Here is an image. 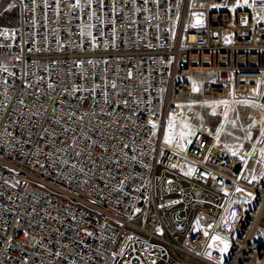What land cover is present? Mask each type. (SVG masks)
<instances>
[{
  "label": "built area",
  "instance_id": "2783aa9c",
  "mask_svg": "<svg viewBox=\"0 0 264 264\" xmlns=\"http://www.w3.org/2000/svg\"><path fill=\"white\" fill-rule=\"evenodd\" d=\"M9 1L0 264H264V169L245 181L202 127L186 151L166 142L194 74L209 95L264 104V0L234 14L224 0ZM186 160L191 175L176 166ZM241 186L250 203L222 253L217 228L197 218L216 217ZM151 200L159 223L147 229Z\"/></svg>",
  "mask_w": 264,
  "mask_h": 264
},
{
  "label": "rangeland",
  "instance_id": "374dc122",
  "mask_svg": "<svg viewBox=\"0 0 264 264\" xmlns=\"http://www.w3.org/2000/svg\"><path fill=\"white\" fill-rule=\"evenodd\" d=\"M249 0H224V5L226 9L234 11H241L247 9ZM6 12L9 14L6 15ZM17 9L12 7L9 0H0V24H13L16 21ZM196 75V74H194ZM205 81V74L203 75ZM201 88L199 94H194L191 97L178 102V108L182 110L184 123L180 129L177 136V131L179 130L180 123L178 122L175 127V143L176 146L181 151H186L188 144L190 142V136L195 131V129L202 127L211 132L213 140L216 144L220 146L221 149L228 153L240 152L247 153L243 154L248 160V170L245 169L243 178L245 181H249V176L254 169L257 175H260L264 169V104L261 103L257 98H244L235 97L230 93H225L222 95H209L205 92V87ZM253 100V101H252ZM238 161L242 164L244 162L237 154L234 155ZM192 163L188 160L176 162V166L182 172H187L191 175L190 169ZM245 163L243 164L244 167ZM240 169V166H239ZM159 174L163 173L162 169H158ZM181 185L187 187L189 184L187 182H181ZM178 185V184H177ZM247 188L239 187L238 194L234 192L229 194L227 201L225 202L222 211H220V220H217V213L215 211L216 217L209 219L210 217L206 214L200 213L197 220L201 222L200 218L205 219V222L209 225L215 226L217 228L216 235L214 237V244L217 247H222L227 243L232 233L230 232L229 225L226 224L223 227V223L226 220L229 222L231 218H234V214L229 211V207L234 203V200H239L243 202L242 205L245 206L244 201L241 197L246 194ZM237 192V191H236ZM242 194V195H240ZM211 196V193L206 195ZM232 202V203H231ZM229 206V207H228ZM208 205H205V209H208ZM178 209L175 208L173 211ZM192 209L183 211L182 214L191 215ZM224 212V213H223ZM211 220V221H210ZM234 220V219H233ZM141 221H135V224H140ZM159 223L156 210L154 208L153 201L150 202V209L148 213V222L146 223L147 229H153L154 226ZM261 225L264 226V220L261 221ZM226 228L227 232L219 231L220 227ZM185 260L192 263H197L198 260L182 255ZM162 263V262H161ZM168 264H179L176 263L174 257L171 258Z\"/></svg>",
  "mask_w": 264,
  "mask_h": 264
},
{
  "label": "bare ground",
  "instance_id": "6f19581e",
  "mask_svg": "<svg viewBox=\"0 0 264 264\" xmlns=\"http://www.w3.org/2000/svg\"><path fill=\"white\" fill-rule=\"evenodd\" d=\"M231 12L234 14V12H233L232 10H231ZM233 14H232V17H233ZM232 23H233V21L231 20V25H232ZM200 71L205 72V68H204V70H200ZM207 71H209V70H207ZM190 81H191V83H192V92L190 93L189 96H187L186 98L182 99L181 101H183V100H185V99L191 97V96L194 95V94H199V93H200L201 88L203 87V82H204L203 74H202V73H198V74L194 75V76L191 78ZM243 97H244V98H248V97L253 98L254 96H252V95H246V96H243ZM254 98H255V97H254ZM181 101H179V102H181ZM171 115H173L174 118L170 121V123H169L168 126L166 127V141H167V139L171 138L172 143H173V142H175V127H176V124H177L178 122L180 123L179 130L177 131V136H178V134H179V132H180V129H181L183 123H184L183 113H182V110L178 108V102L174 104V107H173V109H172V111H171ZM217 145H218V144H217ZM218 146H219V145H218ZM219 147H220V146H219ZM235 154H237V156H239L241 159L244 160L243 164L245 163V165H244V167H243V169H242V171H241V175H242V177H243L244 174H246V175L248 174V172H244L245 169L248 170V160L246 159L245 156H243V154H246L248 157H249V155H248L247 153H243V154H242L241 151H240V152H237V153H232V155H235ZM192 171H193V165H192V167H191V169H190V172H192ZM184 173L187 174V172H184ZM187 175H188V174H187ZM258 176H259V175H257V174L255 173L254 169H253L252 172H251V174H250L249 176H247V177L249 178V181L252 182V181H254L256 178H258ZM243 179H244V178H243ZM238 189H239V187H238ZM238 189H236V190L233 191V192H234L235 194L240 193ZM246 190H247V192H246L245 195H243V196L236 195V196L242 198V200H243L244 203H245V206L242 205L243 202H239V200H234V202H235V203H238V204H234V203H233L230 207H229V206H228V207H229V211H230L231 213H233L235 216H234V218H231V221H230V222H229L228 220H226L225 222H227V223H231V222L237 220L236 223H238V222L241 220V217L243 216V214H244L246 208L249 206L250 199H251V191H250L249 189H246ZM236 191H237V192H236ZM240 195H242V194H240ZM228 197H229V196H228ZM231 203H232V202H231ZM223 213H224V212H223ZM216 219H217V220H220V214L217 215V218H216ZM233 219H234V220H233ZM256 234H257V235H260V234H261V230L258 229ZM230 240H231V237L229 238V240L227 241V243L224 244L222 247H217V246H215V245H214V246H215L216 249H218V250H220L222 253H224V252L226 251V249H227L229 243H230Z\"/></svg>",
  "mask_w": 264,
  "mask_h": 264
},
{
  "label": "crops",
  "instance_id": "0c3cea01",
  "mask_svg": "<svg viewBox=\"0 0 264 264\" xmlns=\"http://www.w3.org/2000/svg\"><path fill=\"white\" fill-rule=\"evenodd\" d=\"M253 101V100H252ZM236 222H237V220H235V221H233V222H231V223H227V222H225V223H223V227L226 225V224H228L229 226L228 227H230L229 229H230V232L231 233H233V229H234V226L236 225ZM219 231H221V234L220 235H223L222 233L223 232H227V229L226 228H222V226L220 227V229H219Z\"/></svg>",
  "mask_w": 264,
  "mask_h": 264
},
{
  "label": "snow or ice",
  "instance_id": "6c2138e0",
  "mask_svg": "<svg viewBox=\"0 0 264 264\" xmlns=\"http://www.w3.org/2000/svg\"><path fill=\"white\" fill-rule=\"evenodd\" d=\"M89 2H91V0H89ZM115 85H113V87H114ZM153 127H155V125H153ZM167 143H172V140H171V138H169V139H167V141H166Z\"/></svg>",
  "mask_w": 264,
  "mask_h": 264
},
{
  "label": "trees",
  "instance_id": "16d2710c",
  "mask_svg": "<svg viewBox=\"0 0 264 264\" xmlns=\"http://www.w3.org/2000/svg\"><path fill=\"white\" fill-rule=\"evenodd\" d=\"M8 14H9V12L8 13L6 12V15H8Z\"/></svg>",
  "mask_w": 264,
  "mask_h": 264
}]
</instances>
